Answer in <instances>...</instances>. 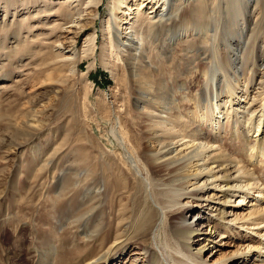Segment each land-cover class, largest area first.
Masks as SVG:
<instances>
[{
  "label": "bare ground",
  "instance_id": "bare-ground-1",
  "mask_svg": "<svg viewBox=\"0 0 264 264\" xmlns=\"http://www.w3.org/2000/svg\"><path fill=\"white\" fill-rule=\"evenodd\" d=\"M101 3V0H0V93L8 94L20 82L21 70L30 66H33L32 75L27 79L36 81L35 85L51 80L52 72L58 75V81H65L68 73L77 75V65L83 59L92 60L87 67L92 69L97 62L95 52L100 48V64L108 67L112 79L119 80L117 71L126 77L127 98L122 105L127 107H123L124 116L115 110L120 124L117 131L125 142L123 152L111 154L101 145L97 146L96 153H90L81 146L79 156H61L60 159L47 156L49 158L40 159L41 162L35 160L36 174L19 181L21 185L17 194L9 196L8 200L17 203L18 209L20 200L27 198L23 205L31 215H36V224L48 223L49 227L44 228V232L54 234L57 243H62L61 239L67 236L74 237L77 230H81L78 234L83 236L82 242L85 246L86 243L91 244L77 264H123L131 260L134 250L138 249L144 250V264H208L201 261L200 254L194 255L189 250L192 238L202 235L199 234L201 229L195 227L204 221L205 226L202 227L207 228L204 237L202 242L196 241L199 253L214 242V232L222 231V240L226 233L236 229L246 231L248 225H252L253 230L260 231L254 232L260 242L258 254L262 255L264 231L258 227L264 222V206L252 208L257 201L264 200L262 183L245 171L234 151H220L215 137L200 136L195 130H189L187 123L194 116L173 112L169 93H174L167 86V81L174 80V75L180 77L182 70H187L198 59L206 61L195 66L205 80L211 64L216 63L215 71H219L224 59L230 61L234 72L239 68L248 73L257 65L264 66V0H109L108 17L100 25L101 45L96 43V33L92 31L84 35L81 49L75 50L79 38L93 28L95 19L99 18L98 6ZM30 4H38L39 8L30 12ZM19 10L26 12L18 14ZM177 24L184 26V34L180 35L178 31L179 34L166 39L164 35L169 43L167 48L163 45L160 49L156 47L154 38L160 32L173 30ZM61 35L64 36L62 39ZM176 39L182 44L180 52L183 54L172 58L170 53L167 56L166 50ZM20 50L24 52L17 55ZM43 74L46 79L41 77ZM217 80L214 78V83ZM84 82L87 96L92 82L86 77ZM197 82V88L202 91L203 81ZM23 83L16 87L20 90ZM23 96L24 93L21 94ZM131 98L135 108L127 106ZM254 98L259 105L253 111L249 109L250 114L258 108L262 113L264 91L261 95H254L251 104L256 103ZM4 101L8 102V107L12 106L9 94ZM26 104L32 110L34 101ZM107 111L103 115L110 117V107ZM229 115L230 111L224 114V118ZM260 116L263 115L258 116L255 135L264 131ZM33 123L30 124L31 129L36 126ZM260 123L263 124L261 129ZM68 125L70 132L65 134L61 145L53 151L51 149V155L60 151L72 136V125L67 122ZM77 142L81 145L80 140ZM253 150L264 157L263 146H250L251 153ZM186 168L192 171L185 172ZM246 180L253 183L248 186L257 189L251 196V208L246 216L236 215L226 221L225 208L232 207L228 205L229 198L239 195L237 204H240L247 195L246 184L243 183ZM209 190L221 194L214 204V212L203 211V221L197 218L195 224L188 223L189 217H197L201 210L207 208L208 204L203 202L210 200L206 194ZM41 191L44 200L34 203L35 199L32 201L31 198L36 192L40 201ZM188 197L197 199V210L184 203ZM3 201L4 197L0 195V203ZM69 205L75 207V211H69L66 222H63L57 211ZM5 214L0 208V225L6 221ZM15 217L9 219L10 222L15 220L18 223ZM238 220L243 221L245 228L236 224ZM3 234L0 233V241ZM57 247L51 243L47 250L49 255L35 252L33 264L58 263ZM129 248H132L131 253L120 257ZM4 257L0 259L2 264H9L8 252ZM132 261H138V258L134 257Z\"/></svg>",
  "mask_w": 264,
  "mask_h": 264
},
{
  "label": "rangeland",
  "instance_id": "rangeland-1",
  "mask_svg": "<svg viewBox=\"0 0 264 264\" xmlns=\"http://www.w3.org/2000/svg\"><path fill=\"white\" fill-rule=\"evenodd\" d=\"M101 1L102 3L98 6L99 18L95 19L94 22L95 30L93 29L94 27L86 30V33H84L77 41L74 47L75 50L79 51L81 49L84 35L92 31L96 33V43H98L99 46L101 45L103 38L100 25L108 17L110 8L109 0ZM38 4L28 5L30 6V10H28L30 12H34L37 10L36 8H39ZM19 11L20 12H18V14L26 12V10ZM10 19L12 20V18ZM17 19H19V16ZM176 21H178V19H176ZM178 26L181 27L182 25L177 24L173 30L170 29L167 33L165 31H163L164 33L160 32V34L154 38L155 46L159 49L162 45L163 47H166L169 43L165 41V39L168 37L170 38V35L171 37L172 35L174 37L176 33H180V35L184 34V26H182L181 29L180 27L178 28ZM170 32H172V34ZM160 35H162V37H160ZM163 36L166 38L164 39ZM62 37L64 36L61 35L60 38L62 39ZM12 41L13 40H9L8 42ZM179 42L180 41L176 39V42L170 44V48L166 50L168 53L167 56L170 54V57L173 56L172 58L176 56L178 57V55L179 57L182 56L183 53L180 52L182 44L181 42L179 44ZM23 52L24 51L20 50L17 55ZM100 53L101 49L98 48L95 52V59L97 62H94V67L92 69L87 68L92 61L91 59L80 60L77 65L79 69L77 75L72 76L68 73L65 81H58V75L55 72H52L50 74L51 80L35 85L36 81L34 82L33 80L30 81L27 79L32 75L30 72L32 73L33 66L28 67V69L24 68L25 70H21L22 75L19 76L20 78L17 77L20 79V82H17L16 85L19 86L24 82V85L22 86L23 88H20L19 90V88L15 86L8 92L10 99H12V101H10L12 106L10 107H8V102L4 101V98H6L8 94L5 92L0 93V195L3 196L5 200L3 203H0V208L6 213L4 217L6 218V221L3 225H0V233H4V236L0 241V259L5 258L4 253L8 252V257H10L8 258L9 264H33V257L36 255L35 252L40 253L41 255H49L47 250L49 249L51 243H55V245L59 246L56 251L58 254V263L56 264H77L81 254L86 253V249L91 244L86 243L87 245L85 246L82 242L83 236L78 234L81 230H77L78 232L75 233L74 237L67 236L64 239H61L62 243H57V237L54 236V234L44 232V228L46 229L49 227L48 223L36 224L34 221L36 215H31V211L26 209V205H23L28 200L27 198L22 199L23 201L20 200L21 202L18 204V209H16L17 203L9 201L8 198L9 196L12 197V195L17 194V189L21 185L20 182L23 178L36 174L35 170L37 167L34 164L35 160L49 158L47 156H52L51 159H60L61 156H79L81 154V146L84 151L88 150L90 153H96L97 146L101 145L106 152L108 151L111 154L115 153L114 151L123 152L125 142L117 131L120 124L118 123L119 115L115 112L119 111L122 116H124L125 109L123 107L127 108L126 106H122L123 103H125L124 99H127L125 94L126 87L124 85L126 77L124 78L123 75L117 71L119 80L116 82L112 79V75L108 67L106 68V66L100 64ZM222 55V52H220V57ZM113 57L114 56H112V59ZM200 62L206 61H202L201 59H198L196 62L194 61V63H191V65L188 66L187 70H182L180 77L174 75V80L167 81V86L170 88V91L174 93H169V101L172 102L171 105L174 108L173 112L176 113L179 111L186 113L187 115L193 114L194 117H192V119L189 118L192 122L188 121L187 123L189 130H195L200 136L205 135L204 137H215V142L216 144H219V150L222 152L228 153L229 149L234 151L233 154L238 156L236 159L241 161L242 165H244L243 168L246 169L245 171L252 173V177L256 179L258 178V183H262V187H264V157L255 153L256 150H253L252 153L250 151V146L255 145V148L256 146H258V148L259 146L264 147V131H261L263 132L262 135L260 134L261 132L258 135H255L259 122L258 116L260 114L263 115V117L260 116V122L264 123V109L262 113L259 112L260 108H258L253 114H250L249 112V109H252L253 111L259 105L258 100L256 102L255 98V101L253 102L256 103L251 104L253 96H258L259 94L261 95V92L264 91V66L261 67L257 65L251 72L248 73H245V71L239 68L236 72H234L231 69L230 61H226L224 59L220 64L222 71H218V69L215 71V68L217 67L216 63L213 62L210 70L207 71L205 80L204 77L201 76L202 74L199 72L200 70L198 67H195ZM4 63H6V60H4ZM4 68L5 70H8L7 67ZM29 68L32 69L30 70ZM109 68H111V66ZM248 74L250 78L247 76ZM41 77L46 79L44 74L41 75ZM85 77L88 81L92 82V87L87 96V86L84 82ZM213 77L218 79L217 83H214L216 80L214 81ZM200 80L203 81L202 91L197 88V81ZM21 89L23 90L22 93H24L23 97H21ZM242 92H244L245 95ZM31 100L34 101L31 108L32 110H30L26 104L27 101ZM133 102L134 101L131 98L127 103V106L135 108V106L132 105ZM109 107L112 112L110 117H107L103 114L104 112H108L107 110H109ZM226 107L229 108L227 109ZM130 108L128 109L130 110ZM232 109L234 111H232ZM228 111H230V115L224 118V114ZM26 121H29V123H25ZM33 121V125L35 124L36 126H32L31 129L30 124ZM67 122L72 125L73 134L67 139L66 144L60 151H56V154L54 153L51 155L54 148L63 143V137L65 134L70 132V126H66ZM262 125L263 124L260 123V129L262 128ZM77 139L81 141V145L77 144ZM255 140L258 141V145H256ZM19 144L22 145L18 147ZM186 169L184 170L185 172L192 171L190 168ZM184 171L183 174H185ZM44 172L46 171L44 170L43 174ZM243 183L246 184L247 195L244 201L240 204H237V197L239 195H234L231 197L232 199L229 198V201L231 200L234 202L232 203L230 201V204L228 205L232 207L229 208L227 206L225 208L226 215L224 218L226 221H230L236 215L238 217L246 216L247 212L251 208L249 206L251 205V196L256 194L257 189H253V187L248 186V184H253L251 180H246ZM42 192L43 191H41L40 201L36 192L31 200L33 201L35 199L34 203L36 200L41 203L42 200H44L42 199L44 195ZM206 194H209L210 198L209 201L203 202L204 205L208 204V206H206L207 208H205V210H201V213L198 214L197 217H189V220L187 221L188 223L195 224L197 218H202L201 214L203 211L214 212V204L218 201V199H220L221 194L216 190H209ZM196 200L197 199L188 197L183 201L184 203L186 202L187 206H192L193 209L197 210L199 205L195 203ZM258 202L259 201H257L256 206L252 208H261L264 206V200L260 203ZM39 206L38 209L41 208V206ZM69 211H75V207L69 205L64 208H59L57 211L60 216L59 219L66 222L65 219L68 217L70 213ZM14 217L18 218V223H16L15 220L10 222L9 219H14ZM29 219H32L33 221L31 222ZM203 220L204 218H202V221ZM203 223L204 224H200L199 222L200 225L195 227L196 229H201L199 234L202 235H196L197 237L194 236L192 238L191 248L189 249L194 255L198 256L200 254L202 259L201 261L207 262L208 264H264V253L259 255L257 251V249L260 248L258 246L260 242L258 241V235L255 234V232L260 231L253 230L252 225H248L249 227L246 228V231L245 229H236L233 230L234 232L232 233H226L225 238L222 240L220 238L222 231L214 232L212 235V241H214L212 243L214 245H211L212 243L209 244L199 253L198 247L196 248V241L199 240L198 242H202V238L204 237L203 233H205L204 231L207 229L202 227L205 226V221ZM236 224L241 226L243 225V221L238 220ZM14 227H16L17 230H15ZM243 228H245V225H243ZM258 228L261 231H264V222H262ZM72 231L74 232V230ZM98 239L99 238H97V241ZM19 240L21 242H18ZM210 246L214 247V249ZM131 249L132 248H129L127 251H124L120 257L129 255L131 253ZM134 251L133 258L137 257L138 261L133 262V258H131V260H128L123 264H144L143 261L146 257L144 250L141 249V251H139L138 249ZM2 263L3 262L1 260L0 264ZM45 263L47 264V262Z\"/></svg>",
  "mask_w": 264,
  "mask_h": 264
}]
</instances>
